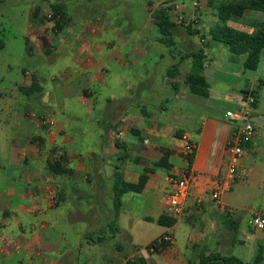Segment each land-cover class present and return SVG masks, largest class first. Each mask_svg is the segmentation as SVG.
<instances>
[{
  "label": "crops",
  "instance_id": "0c3cea01",
  "mask_svg": "<svg viewBox=\"0 0 264 264\" xmlns=\"http://www.w3.org/2000/svg\"><path fill=\"white\" fill-rule=\"evenodd\" d=\"M114 1L56 0L67 15L64 28L49 56H28L33 62L22 82L31 71L36 84L27 86L25 101L8 105L11 134L20 142L2 166L0 264H188L202 252L251 264L259 252L264 264V232L252 225L264 215V52L258 68L247 70L245 56L212 36L224 23L252 33L264 23V5L223 23V7L237 12L251 0H196L200 11L195 0H166L173 5L162 8L175 23L169 46L160 31L151 34L162 8L148 16L142 4L146 20L138 29L125 13L131 7ZM176 12L194 19L195 31L175 22ZM200 51L207 96L186 83ZM249 90L257 96L258 135L231 178L227 143L240 123L227 114L241 110ZM32 109L49 112L55 125L39 127L25 115ZM184 133L197 144L195 179L184 214L163 227L158 219L172 217L168 194L186 168ZM165 152L171 169L154 166ZM55 162L59 172L51 169ZM147 168L154 172L141 193H121ZM215 189L220 201L213 200ZM163 236L171 244L157 252L151 245Z\"/></svg>",
  "mask_w": 264,
  "mask_h": 264
},
{
  "label": "rangeland",
  "instance_id": "374dc122",
  "mask_svg": "<svg viewBox=\"0 0 264 264\" xmlns=\"http://www.w3.org/2000/svg\"><path fill=\"white\" fill-rule=\"evenodd\" d=\"M118 1L123 7H131L126 8L125 13L133 14L135 28L138 29L144 26L146 20L142 12V4H147L148 16L154 15L157 8H168L169 5H173L166 0H115L114 2ZM55 2L56 0H0V195L6 186L2 166L8 165L12 149L19 146L20 142L14 141L15 136L11 134V119L14 113L8 105L15 106L18 100L21 102L26 100L27 86L34 87L36 83L31 71L24 73L25 81L22 82V70L30 68L33 61L29 57L33 56L34 52L43 50L49 56L55 38L60 34L52 17ZM151 34L160 36L159 28L157 32ZM48 113L32 109L25 115L32 118L39 127L49 128L52 126L44 123L45 118L53 119ZM29 138L30 143L37 144L39 140L38 135L31 133ZM150 234H155V238L157 233L152 231ZM76 249V245H73L74 259L77 258ZM258 254L259 252L254 255L252 263Z\"/></svg>",
  "mask_w": 264,
  "mask_h": 264
},
{
  "label": "trees",
  "instance_id": "16d2710c",
  "mask_svg": "<svg viewBox=\"0 0 264 264\" xmlns=\"http://www.w3.org/2000/svg\"><path fill=\"white\" fill-rule=\"evenodd\" d=\"M245 5V4H244ZM264 5V0H251L249 4L240 7L241 9L233 11L230 7H223L220 12V18L223 20V23L228 20L231 15L241 16L243 10L249 6V8L259 9ZM53 11V20L56 21V28L62 30L63 25L67 21V15L64 12V8L60 5H54L52 8ZM232 12V13H231ZM155 24L159 28L162 36L168 39L164 41L165 44L172 46L174 43L171 40L172 29L175 25L166 13V10L163 8L159 10L157 17L155 18ZM255 29L252 33H247L243 31H238L234 28L223 25L212 30V36L215 40H218L225 44L232 53L237 55L245 56V68L247 70L255 71L260 63L261 56L264 52V23L256 24ZM194 64L191 72L186 77V83L190 86L191 91L194 94L200 96H207V81L204 76V54L203 51H200L193 55ZM248 91L244 92V95H247ZM169 153L165 152L164 157L154 164L155 167H163L166 169H171L172 165L168 162ZM193 159H191V164ZM60 163L55 162L51 164V169L54 172H59ZM66 172V171H62ZM154 172V168H147L145 172L140 176L139 183L136 185H124L121 188V193L124 191L130 190L136 193H141L148 182V173ZM177 219L169 216H161L158 219V223L163 227H172L176 224ZM168 237V236H166ZM166 237H162L159 240H156L152 243L151 247L157 251L161 252L162 250L170 246V241L166 240ZM262 258L260 255L255 259L253 264H259ZM188 264H251L239 260L235 257H224L221 254H209L205 255L204 252L195 255L189 259Z\"/></svg>",
  "mask_w": 264,
  "mask_h": 264
},
{
  "label": "built area",
  "instance_id": "2783aa9c",
  "mask_svg": "<svg viewBox=\"0 0 264 264\" xmlns=\"http://www.w3.org/2000/svg\"><path fill=\"white\" fill-rule=\"evenodd\" d=\"M193 6L199 11L202 8L201 4L196 0L193 1ZM175 22L195 30V20L188 18L182 13H175ZM256 104L257 96L255 91L249 90L247 95H244V106L241 110L236 114L232 112L227 114V117L236 118L240 123L227 143V149L232 153V161L229 167V175L231 178L236 176L238 162L243 157L246 147L253 142L258 135V128L253 117ZM44 123L50 126L55 125V121L51 118H45ZM181 140L183 143L182 153L186 162V168L182 179L173 182L172 190L168 194L169 213L176 219L185 212V203L190 194V185L195 179L191 167V159L194 158L197 152V144L188 133H184ZM212 197L213 200L220 201L221 191L215 189L212 192ZM252 225L255 229L264 232V215L260 213L255 215L252 219ZM166 240L171 242L170 237H166Z\"/></svg>",
  "mask_w": 264,
  "mask_h": 264
}]
</instances>
